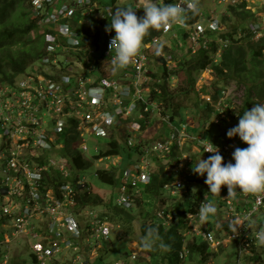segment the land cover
Segmentation results:
<instances>
[{"label": "built area", "instance_id": "obj_1", "mask_svg": "<svg viewBox=\"0 0 264 264\" xmlns=\"http://www.w3.org/2000/svg\"><path fill=\"white\" fill-rule=\"evenodd\" d=\"M195 1H163L181 3L185 10L179 19L170 22L167 31L159 29L147 40H142L136 57L127 65L134 71L130 77L127 69L120 76H115L117 70L113 71L111 64L115 52L108 45L115 33L113 30L105 31L110 6L102 9L97 0H29L30 15L35 18L39 29L46 33V43L40 57L25 72L12 81L0 82V264H12L16 257V251L12 252V242L17 237H25L29 243L31 264H58L62 259L61 253L67 249L73 250L74 255L65 264H87L88 258L84 253L107 242L108 216H100L96 210L79 208L77 194L87 191L88 186L73 176L72 171L76 169L70 163L69 166L64 163L63 158L67 161L68 158L63 156L62 150L66 148L67 141L71 150L91 154L92 159L110 161L119 154L99 153L114 136L113 131L120 129L121 125L125 126V138L131 144L133 138L130 134L143 130L146 116L156 112L162 123L168 124L169 131L165 136L157 138L151 145L145 143L133 149L138 153L137 158L120 173L115 201L124 209L137 205L138 200L144 201L146 193L143 189L150 182L154 169L150 164L153 156L165 157L170 162L164 169L172 179L163 188L180 198L187 194L186 187L195 180L192 167L196 158L200 155L207 158L213 154L204 151L209 141L217 146L223 157L222 164L234 163L232 151L236 147L247 146L237 135L215 142L201 134L191 136L189 127L187 131L182 125L183 119L174 123L168 113H162L164 107H160L163 102L151 97V90L158 88L153 84L155 78L151 75L150 59L155 57L157 63L171 60L172 53L167 52L172 45L163 43L161 36L171 32L174 37V26L180 27L187 38V52L195 54L201 49L211 51L210 47H214L211 51L213 62L219 60L221 52L231 42L229 36H223L227 25L219 17L211 11L204 14L199 8L193 11L186 7ZM222 1L228 4L241 0H218ZM144 3L135 2V14ZM260 28L259 23L250 27L256 35L261 33ZM96 30L100 36L98 44L87 40L95 38L93 32ZM100 38H103L102 47ZM177 44L182 46L180 42ZM157 45L161 46L159 54ZM208 68L212 69L208 66L201 71ZM207 93L211 94L206 92V97ZM222 94L220 89L217 100ZM263 101L254 97L244 110ZM220 114L217 112L214 120L219 121ZM239 116V113L235 116L237 122ZM92 136L105 138L106 142L102 147H90L88 139ZM190 140L197 142L190 144ZM59 156L62 157L57 158ZM105 165L109 166L108 163ZM100 169L107 168L96 171ZM50 182L55 184L50 185ZM207 193L214 199L207 198ZM207 193L200 196L193 210L183 211L181 220L171 203L157 207L154 223L169 227L180 222L178 232L183 240L178 251L180 258H185L189 252L188 235L193 236L192 241L201 237V242L212 251L233 240L239 253L253 254L251 248H256L255 234L261 229L259 224L262 222L258 216L264 215V192L253 194L237 189L233 195L227 194V187L221 185L219 193ZM205 203L217 206L219 215L221 210L218 207L224 206L220 222L227 224L226 236L214 233L206 221L199 219V210ZM82 215H90L92 219L83 225L78 219ZM239 222L234 230L232 225ZM134 245L131 258H136L143 248L137 242ZM114 264L126 263L116 261Z\"/></svg>", "mask_w": 264, "mask_h": 264}, {"label": "rangeland", "instance_id": "obj_2", "mask_svg": "<svg viewBox=\"0 0 264 264\" xmlns=\"http://www.w3.org/2000/svg\"><path fill=\"white\" fill-rule=\"evenodd\" d=\"M97 1L100 5V8L103 9L106 6H110L111 10L115 11V9L119 6H128L134 8L135 2L142 3L145 0ZM155 2L159 4L162 2V0H155ZM195 3L197 5V8H199L204 14L208 13V11H211L214 16L219 17L221 20L222 17H227L228 25H231L232 23L235 24L236 22L235 17L228 13L229 5H227V3H224L223 1L218 2V0H196ZM246 3L247 7L250 8L251 12H254L255 14V18L253 20H250V18L247 20L248 28L250 29V27L255 26L256 23H259L261 25V33L258 35L253 33L254 38H257L258 36L264 33V0H246ZM141 9L142 8H139V13L141 12ZM228 15H230V19L228 18ZM109 18L110 17L108 16L106 20V25L109 23ZM223 23L224 25H227L225 22ZM228 25L227 31L229 30ZM173 30L176 34L174 37L172 36L171 32L161 36V41L163 43L167 45H172V47H169L171 49L170 53H172L171 60L164 62L160 60V62L157 63L156 58L152 57L150 59V69L153 72L157 73L159 72V70H161V67L165 65L166 70L170 72V88L176 94L175 101L179 102L178 100H180V104L182 106L180 109L181 114L174 118V123H179V117L183 119L181 120L182 125L187 129L189 127L190 131L189 129L187 131L190 132L191 136L196 137L198 134H201V136H204L206 139L211 140L213 142L219 141V139L221 138L228 139V137L226 136V132L224 133L225 129L227 131V127L236 125L238 123L235 119L236 114L239 113L240 115H242L245 111L243 108V100L245 98L244 86L234 82L233 80H229L225 86H222L224 82L216 83L213 69L208 68L206 71L203 72L194 71L193 73L194 75H196V80L193 87L194 89H191L188 94L179 95V92H177V90L179 91V87L185 85V83L182 82L184 81L185 76L181 71L175 73V70L176 72L178 70L175 67L176 62L178 61V58H180L181 60L184 59L186 61L191 60L194 54L186 51V45L188 43V40L187 38H185V36H183L180 27L174 26ZM230 30H234L233 27ZM241 35H243V33L240 32V29H237V31L234 33V38H240ZM240 41L243 42L244 39H241ZM177 42H180L182 46L179 45V47L176 48ZM102 43L103 38H100L101 47L103 45ZM174 46L175 49L173 48ZM125 69H127L126 71L128 72L130 77L133 76L134 71L131 66H124L118 68L115 72V76H120L123 73V70ZM152 79L154 78L152 77ZM149 80L150 84L153 85L154 82L152 84L151 79ZM212 87H221L223 91L221 97L218 98V100L216 101L213 100V97L210 93H207L208 95L206 97V92H210V89ZM208 96L210 97V99L208 98ZM195 101L199 102V108L194 106ZM206 102L210 103L213 106V111L211 115H214L216 117L217 112L218 114L221 113V117H218L219 121L214 120V122H210L209 119L205 120V111L207 108ZM252 105H255V103H253ZM160 108H163V104H161ZM155 113L150 115V117L149 115L146 116L147 120L146 122L142 123L143 130L141 132H137L136 134H130L133 138V143L131 142V144H128L125 138L126 130L124 125H121L120 129H116L113 131L114 137H117L118 141H120L121 143L119 149V156L110 159V161H108L107 159H103L102 161H100L98 159H92L91 154L82 152L81 154L83 158L88 159L91 162V165L80 171H78L77 169L72 171L73 176L79 177L81 181L84 182L85 187L88 186V189L92 194H98L101 196L103 204L97 205L96 207H94V209L99 213L106 212V215L110 220L109 229L107 232L108 240L107 242H105L106 245L104 243L102 246H98L97 248L93 247L86 251L84 253V256L88 258L87 264H114L116 261H124L126 264H264V246H260L257 243L256 248H254L255 251L252 252L253 254H257V252H260L263 262H254L249 259V255H251V253L249 254L244 252H238L237 244L233 240H229L226 245L219 246L215 251L210 250L206 246L204 254L202 255L200 252H198V250L192 249L189 250L185 258L174 256L172 257L174 258L172 261H170V259H167L166 257L162 259L161 256L169 252L170 242H175L176 238L181 239V235L179 233L176 234V236H168V239L165 240L166 243L162 239V235L158 237L156 236V243L152 247L142 246L143 248L136 258L130 257L131 249L133 247L135 248V242L141 245L140 241H143V238L145 237L140 234V224L145 222L147 225H149L150 223L154 222L153 216L151 214H154L156 208L159 206H168V203H172L174 199L177 200L179 198V195H175V197L174 194H171L169 190H163L161 198L164 199V202L160 201L159 196L146 195L144 197V201L142 200L137 205L135 204L128 209H123L118 206L115 201V198L117 196V186L103 182L95 172H97L96 170L98 168L112 169L115 166L119 165L117 171L118 185L121 179L120 173L122 172V170L125 167L130 166L138 156V153L133 150L135 148V145L138 144V142L140 141L142 143H150L151 145L157 138L165 136V134L169 131L168 124L165 122L162 123V118L159 116V114ZM105 142V138H98L95 136H92L88 139V145L90 147H102ZM193 142L196 143L197 141H189L190 144ZM62 152L64 153L63 156L68 158L67 154L64 152V149L62 150ZM52 153V158L54 159L55 151H53ZM60 157L62 156H59L57 158ZM154 157L156 156L150 158V164L151 166H153L154 170H156L158 165H156ZM199 157L200 156L196 158L195 162H197ZM156 158L161 164L165 165V163L168 162L165 157L159 156ZM116 159H119V162H117V165H114ZM201 159L204 158L201 156ZM63 160L66 165L70 163L69 160L67 161L65 158H63ZM107 163L109 164V166L105 165ZM0 175L2 176V173H0ZM205 176L206 174L197 175L196 173H194L193 179L195 180L193 183H189L186 187L187 193L193 192L200 188H204L207 193L208 186L204 183ZM209 196L210 194H208L206 197L208 198ZM210 199H214L213 196H210ZM223 207L224 206L218 207L221 210V216L224 214L225 211ZM216 208L217 206L215 207V209ZM220 215L219 211L216 209L215 213H210L208 215L206 224L214 233L219 234L221 236H226L227 224L225 225V223L220 222ZM114 218L118 221L114 220ZM78 219L84 225L86 221L92 219V216L82 215L79 216ZM258 219L262 221L259 226L261 228H264V215L260 214L258 216ZM192 240V235H188L186 237L187 242H191ZM201 241V237H196L197 243H200ZM161 242L166 245V247H159V244ZM12 245V252L16 251V257H19L24 262V264H31L32 250L29 246V243H27V241L25 240V237L15 238L12 242ZM174 250L175 252H178L180 248L175 247ZM169 254L170 253H168L167 255L169 256ZM73 255V250H64L61 253L62 259L58 261V264H65L67 260H69ZM148 257L149 259H147Z\"/></svg>", "mask_w": 264, "mask_h": 264}, {"label": "trees", "instance_id": "obj_3", "mask_svg": "<svg viewBox=\"0 0 264 264\" xmlns=\"http://www.w3.org/2000/svg\"><path fill=\"white\" fill-rule=\"evenodd\" d=\"M227 5H229L228 13L236 19L235 24L232 23L231 25H228L227 17H222V20L229 27V30L226 31L223 36H229L231 42L221 52L220 58L217 62H213L211 58V53L214 51H212V49H214V47L211 48L212 46L210 47L212 52L209 49H201L194 54L191 60L186 61L178 58L175 65L178 70L177 72L175 70V73L181 71L184 74L185 78L183 77L184 81L182 82H184L185 85L179 87V91L177 90V92H179V95L188 94L191 89H194L196 75H194L193 72H200L202 69L211 66L215 75L216 83L224 82L222 86H225L229 80H233L244 86L245 98L243 100V108H245L250 104L254 97L264 99V33L257 38H254L253 32L248 28L247 20L249 18L250 20H253L255 14L254 12H251L249 7H247L246 0H241L237 3H228ZM143 13L144 10L142 8L141 12L136 15L137 17H140ZM229 17L230 15H228V18ZM231 26L234 30H230L232 28ZM237 29H240V32L243 33L240 38H234V33ZM157 32H159V29L150 28L143 37V40H147ZM45 34L46 33L39 29L35 18L30 15L29 0H0V82L12 81L17 75L25 72L29 66L40 57L42 49L46 43ZM93 35L95 38H88L87 40L89 42L94 41L98 44L97 40L100 37L99 31L96 30L93 32ZM241 39H244V41L241 42ZM178 47L177 44L176 48ZM170 52L171 49L169 48L168 53ZM103 72H107V70L103 69ZM169 74L170 72L166 70L165 65L161 67V70L157 73L151 71V75L155 78L154 84L158 88V90H151V97L163 102L164 109L162 110V113H168L170 115V120L174 121V118L181 114L180 109L182 106L180 100H178L179 102L175 101L176 94L170 88ZM220 89L222 88L212 87L210 89L214 101L217 100V93ZM206 104L205 120L209 119L210 122H214L215 116L211 115L213 106L208 102H206ZM194 106L199 108V102L195 101ZM180 119L181 118L179 117V120ZM230 127L232 126L227 127V129ZM225 132L226 129L224 133ZM120 144L121 143L117 138L111 136L109 141L106 142V145L100 151L99 155L119 154ZM141 145H145V143L136 144L134 149H138ZM64 152L67 154L68 160L73 169L80 171L91 165V162L84 159L80 152L70 149L69 141H67V146L64 149ZM99 155L97 154L96 156L98 157ZM154 158L156 165L158 166L156 170L153 169L151 180L145 185L143 191L146 195L159 196L160 201L164 202V199L161 198L164 190L163 186L166 182L172 179V176L167 175L164 169L165 165L161 164L156 157ZM117 171L118 167L112 169H100L98 170L97 175L103 182L117 186ZM49 184L54 185L55 182H50ZM205 192L206 190L204 188H200L184 194L177 200L174 198V200L172 199L173 201L171 205L174 206L180 220L183 211L188 209L193 210L197 206L200 196ZM77 202L81 210H95L94 207L103 204L101 196L98 194H92L89 189L87 191L78 192ZM138 202H140V200H138ZM99 214L100 216H104L106 215V212H100ZM151 215L154 217V214ZM114 220L118 221L115 218ZM179 223L164 227L163 225H158L154 222L149 225L144 222L140 224L139 230L143 237H146L149 230H152L155 237L162 235V239L165 242V240L168 239V236H176V234L179 233ZM142 242L143 241H140L141 246H144ZM169 246L168 253L170 254L169 256L167 255L168 253L166 255L168 256L167 259L172 261L174 259L172 257H179L178 252H175L174 248H181L182 237L181 239L176 238L175 242L171 241ZM206 246L205 243H197L195 240L187 244L189 250L196 249L201 255L204 254ZM252 251H255V249L252 248ZM162 256V259L165 258L164 255ZM18 259L20 258L15 257L12 264H24L21 259ZM249 259L254 262H263L260 252L249 255Z\"/></svg>", "mask_w": 264, "mask_h": 264}, {"label": "clouds", "instance_id": "obj_4", "mask_svg": "<svg viewBox=\"0 0 264 264\" xmlns=\"http://www.w3.org/2000/svg\"><path fill=\"white\" fill-rule=\"evenodd\" d=\"M186 7L198 11L195 3H190ZM142 8L144 13L140 17H137L133 7L128 6H119L115 11L109 12V23L105 25V31L114 30L115 33L108 45L109 49L115 52L111 59L113 71L133 62L143 37L150 28L167 31L170 22L179 19L185 10L181 3H164L163 0L159 4L155 0H145ZM160 47L156 46L157 54ZM234 135L247 144L246 147H236L232 151L234 163L230 161L222 164L223 157L217 146L209 141L204 151L213 154L204 159H201L200 155L192 171L197 175L206 174L204 183L211 193H219L221 185L227 187V194L233 195L237 189L253 194L264 192V102L245 110L239 116L238 123L227 129V137ZM215 211L213 204L205 203L199 210V219L206 221L208 215ZM240 222L233 224L232 228L236 230L235 226ZM255 239L260 246H264V228L256 232ZM156 240L157 237L149 230L148 235L143 238V244L145 247H152ZM159 247L164 248L166 245L161 242Z\"/></svg>", "mask_w": 264, "mask_h": 264}, {"label": "crops", "instance_id": "obj_5", "mask_svg": "<svg viewBox=\"0 0 264 264\" xmlns=\"http://www.w3.org/2000/svg\"><path fill=\"white\" fill-rule=\"evenodd\" d=\"M166 254H167V253H166ZM166 254H164V257L168 258V256H167Z\"/></svg>", "mask_w": 264, "mask_h": 264}]
</instances>
